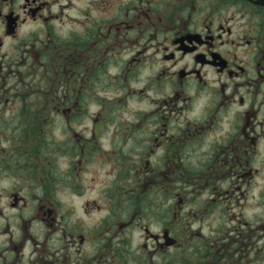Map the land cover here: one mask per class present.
Listing matches in <instances>:
<instances>
[{
  "label": "flooded vegetation",
  "instance_id": "obj_1",
  "mask_svg": "<svg viewBox=\"0 0 264 264\" xmlns=\"http://www.w3.org/2000/svg\"><path fill=\"white\" fill-rule=\"evenodd\" d=\"M107 89L140 110L121 121L125 108ZM57 111L82 128L70 132L71 147L58 146L66 173L79 159L78 187L95 159L134 179L113 176L99 226L69 224L56 211L61 181L47 129ZM2 179L8 207L36 213L18 223L0 217V264H170L166 253H181L189 240V260L172 255L171 264H250L256 255L244 242L230 248L222 227L209 242L188 225L213 215L223 221V203L264 180V0H0ZM171 189L172 217L164 198L152 208L156 232L146 221L150 193ZM125 207L119 223L113 214ZM35 225L42 237L30 233ZM137 228L147 242L136 249L129 243Z\"/></svg>",
  "mask_w": 264,
  "mask_h": 264
},
{
  "label": "rangeland",
  "instance_id": "obj_2",
  "mask_svg": "<svg viewBox=\"0 0 264 264\" xmlns=\"http://www.w3.org/2000/svg\"><path fill=\"white\" fill-rule=\"evenodd\" d=\"M119 50V49H118ZM134 84H141L142 82L140 80H134ZM118 86V85H117ZM109 89H107L108 91ZM111 98H116V101L121 108H125L120 112L121 121H126L129 118V114L132 112L133 115H136V111L140 110V103L130 101L129 104L125 100H123L120 96V93L118 91L107 92ZM44 109V108H41ZM55 110V108H53ZM90 114L93 115L95 112V108H89ZM39 110V108H37ZM59 109L58 111H60ZM57 111V113H59ZM92 112V113H91ZM25 118H28L27 115L28 112L24 113ZM56 114V113H55ZM59 115H54V119H50L48 127V132L52 136V138L55 139L54 145H51L54 148L52 150V153L54 154V158L52 160H56L58 162V172L60 175L57 176L58 181H61L60 183L57 182L58 187L56 188L54 192V198L55 203L57 204L58 214L60 216H63L62 219L68 220L69 224H80L86 227H95L101 225L102 219H104L110 209L111 204L109 202V196L110 194L104 193L106 187H108L113 182V176L116 174L117 177L115 179H120L122 181L127 180L130 182V180H134L132 176H125L122 174L119 169H114L113 165L110 162H100L97 159L92 161L88 168L83 169V173L81 174L80 178L84 181V186L78 187V183L75 180L76 177V167L77 172L80 171L78 167L79 159H74L72 162V167L70 173H66V170L69 171L68 168V159L66 158L65 152L61 150L58 146L64 148L71 147L73 143L66 142L67 138H69L72 135V131L74 132H80L82 128L76 127L75 124H72L69 126L63 121V115L61 117ZM119 115V113H117ZM113 123H108L106 125V129L111 130ZM66 128V129H65ZM73 128V129H72ZM67 132H69V135H67ZM71 132V135H70ZM71 140V139H70ZM72 140L73 136H72ZM66 143V144H65ZM56 149V150H55ZM71 150V149H70ZM69 150V151H70ZM72 153H75L74 150H72ZM77 155V154H76ZM74 154V158L76 157ZM110 163V164H109ZM111 166L114 170L111 169ZM73 174V175H72ZM62 179V180H61ZM4 180V181H3ZM193 181V180H192ZM196 184H200V179L195 181ZM256 185V186H255ZM255 185L250 186L248 189L242 188V191H238L233 195L234 197H229L226 202L223 203V221H220L217 219L216 215L208 217L204 224H199L200 227H195L196 225H188V234L192 232H199L203 231L205 234L209 236L208 241L210 242V238H216V233L218 232L219 228L222 227V230L219 231L220 234L226 236L227 234H232L233 237H229L231 240H218V244L221 245L224 241V243L231 242L230 248H233V250L237 249L239 246L242 245L241 249H244L245 252L253 253L256 255V258L254 259V256L252 258V255H246L244 259L252 258L254 259L250 264H264V180H261L259 183H256ZM4 186V187H3ZM9 185L8 181L5 179H2L0 181V206L3 208L2 213L0 212V217H14L13 221L14 223L20 222L19 215L23 214L24 217H26L28 214H31L33 211L36 213V208H25L20 209V211L13 210L10 207H8V203L12 201V198L8 196L7 190ZM147 188V187H146ZM3 189V190H2ZM181 191L184 194V188L181 189ZM25 192L21 193L23 195ZM172 189L170 190V193H165L164 195H159L158 191L152 190L150 193V200H152L150 207L147 205V219L146 221L149 222V226L154 231H158V220L154 217L155 215L152 214V208L156 209L157 204L156 202H160V200L164 202L161 205L163 207L165 214L167 212L170 213V217H172L171 210H166V207L168 206L169 202L173 201V194ZM242 193V194H241ZM35 195H42L41 192H33ZM31 194L30 197L33 198L34 195ZM191 195L194 197L196 196L195 193H191ZM207 197L210 194H205ZM231 193L229 194V196ZM169 199L171 201H169ZM96 202V204H94ZM7 203V204H6ZM89 203V205H87ZM115 203V200H114ZM215 204V203H213ZM115 203V208L119 206ZM100 206V207H95ZM121 208V207H120ZM119 211V210H118ZM115 211L113 216L116 217L117 222L121 223L120 221L123 220V217L128 213V208L125 207L124 214H120V212ZM160 211V209H159ZM132 215H135L136 217H139L142 215V212L144 213L143 208L140 207V204L134 208H132ZM116 214H120L121 217H117ZM145 216V215H144ZM176 219V218H174ZM12 221V219H11ZM27 221H24L21 223L23 226L26 224ZM64 223H62V226ZM119 226V225H118ZM58 227L60 225L58 224ZM124 226L120 227V230L124 229ZM173 227V226H172ZM42 231L39 226L35 225L34 227H30V233L31 234H37L41 236L40 232ZM61 230H56L53 232V238L57 237L56 233ZM40 232V233H39ZM240 232L239 237L236 238L237 233ZM253 234L252 237H248V234ZM218 234V233H217ZM243 234L245 238H243ZM42 237V236H41ZM45 237V236H44ZM222 237V236H221ZM131 238H129L130 240ZM238 240V241H236ZM194 241H197L198 243H202L201 240L195 239ZM193 241V242H194ZM205 241V242H208ZM55 242V241H53ZM146 241V234H143V230L140 229H134L132 233V240L130 245H132L133 248H136L139 245H143ZM186 243H190V240ZM184 245L180 247L181 253L175 252V249H172L171 251L167 252L166 254L169 255L167 257V261L171 264L172 263V255L174 257L178 254L181 255L180 260L181 261H187L189 260V250H190V244ZM224 246L227 247V244H224ZM186 248V249H185ZM137 249V248H136ZM185 249V250H183ZM237 256V255H236ZM162 257V256H158ZM129 264H136V262H128ZM157 264V263H156Z\"/></svg>",
  "mask_w": 264,
  "mask_h": 264
}]
</instances>
